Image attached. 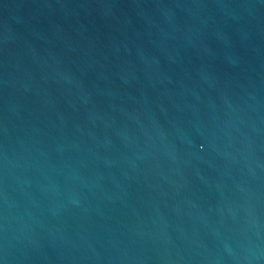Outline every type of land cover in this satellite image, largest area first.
<instances>
[{"label": "water", "instance_id": "water-1", "mask_svg": "<svg viewBox=\"0 0 264 264\" xmlns=\"http://www.w3.org/2000/svg\"><path fill=\"white\" fill-rule=\"evenodd\" d=\"M0 264H264V0H0Z\"/></svg>", "mask_w": 264, "mask_h": 264}]
</instances>
